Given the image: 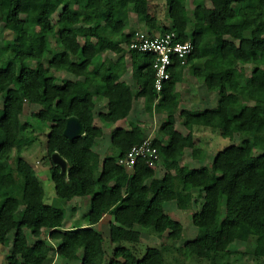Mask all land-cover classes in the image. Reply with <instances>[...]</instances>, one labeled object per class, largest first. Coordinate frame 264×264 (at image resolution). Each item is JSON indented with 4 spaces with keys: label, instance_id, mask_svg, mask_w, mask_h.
I'll return each instance as SVG.
<instances>
[{
    "label": "trees",
    "instance_id": "1",
    "mask_svg": "<svg viewBox=\"0 0 264 264\" xmlns=\"http://www.w3.org/2000/svg\"><path fill=\"white\" fill-rule=\"evenodd\" d=\"M186 1L166 0L170 26L158 31L145 9L129 0H0V23L13 35L11 48L0 50V245H8V234L17 224L8 264H43L50 250L41 239L44 232L49 241L58 242L56 255L65 262L168 264L163 246H148L142 253L133 246L140 242L142 231L181 239L183 226L165 212L164 204L174 201L185 210L196 202L194 194L201 199L191 215L197 232L180 249L185 258L230 253L237 234L247 237L246 251L253 258H264V131L248 130L246 120L231 112L238 100L225 94L224 77L203 76L208 89L217 92V105L192 113L191 120L209 127L221 122L223 131L222 121L227 120L230 135L248 131L249 153L237 144L218 151L209 178L206 166L192 168L182 162L190 145L172 130L167 132L172 140L152 139L165 167L161 178L144 162L131 169L119 162L131 146L145 139L139 117L129 120L136 98L143 99L144 111L159 110L170 102L175 70L183 66L174 62L169 81L157 93L152 56L129 49L137 32L130 27V13L143 17L149 35L174 30L180 41L190 39L194 49L187 62L199 59L201 49H210L222 54L219 68L236 63L252 64L257 70L260 63L264 65V0H190L191 14ZM206 2L223 15L222 25L205 23ZM246 4L257 9L243 12L241 44L234 48L223 36L232 32V20ZM112 52L117 56L111 60L107 55ZM128 69L137 80L136 92L121 80ZM256 94L252 114L264 126V85L256 88ZM100 102L102 110L96 117L102 124L97 126L94 112ZM31 105L38 109L21 122ZM71 119L81 129L69 137L65 130ZM109 127L115 154H107L100 167L93 146ZM37 130L47 131L45 150L55 190L51 203L44 201L42 181L20 155ZM17 193L30 218L18 219ZM76 197L88 198L85 223L68 228L65 209L55 203L66 204ZM106 215L104 238L96 226ZM25 227L36 239L33 243H28Z\"/></svg>",
    "mask_w": 264,
    "mask_h": 264
},
{
    "label": "rangeland",
    "instance_id": "2",
    "mask_svg": "<svg viewBox=\"0 0 264 264\" xmlns=\"http://www.w3.org/2000/svg\"><path fill=\"white\" fill-rule=\"evenodd\" d=\"M130 5L137 6L145 9L148 17L153 21L154 27L160 31L163 27L170 26V20L167 16V6L166 0H129ZM186 7L191 14L193 10V5L190 0L186 1ZM257 9L256 6L252 4H246L243 6L242 10L235 16L232 20L233 29L230 34L224 35L223 39L227 40L231 43V45L236 48L240 46V40L242 36V19L243 12H254ZM130 27L135 31H143L147 32L148 26L144 23L143 17L141 15L136 14L135 12L130 13ZM204 21L211 26H220L223 24L224 18L223 15L216 11L209 2L205 3V11H204ZM13 35L10 31L6 30L3 27V24L0 23V50H9L11 48V39ZM200 38L205 39V34L201 33L199 35ZM199 38V39H200ZM91 42H94V38H90ZM108 59L115 58L113 53H108ZM258 60L260 58L255 57ZM222 62V54L219 50H210V49H201L200 58L195 59V61L186 63L184 66V74L181 78V83L178 82V93L185 91L189 86L187 82L194 83L197 87V92L199 95V99L202 96L200 101V105L198 104V100H192L189 98V102L192 103L191 106H188L185 100H179L178 108L176 111L179 112L181 110L185 111V115H181V113L177 116L178 113L174 112L175 120L179 118H183L187 120V125L182 127V123L180 122L179 130L184 131L187 135V143H189L190 148L186 149L182 162L187 166L196 168L199 166H206L208 168V177H212L211 174V164L214 159L215 154L230 145H242L244 151L249 153V139L250 133L248 131H238L234 132L230 135L229 125L227 120H223V127L225 130L223 131L220 127V124H216L211 128H207L202 124H195V121H191V113L192 112H200L205 109L214 108L217 105V92L210 91L204 82L194 80L196 77H202L203 74L213 75L214 78L224 77V85H225V94L227 96L234 97L235 100H238V105L234 106L231 110L233 114L240 115L246 120V127L248 130L253 132H263L264 126H260L257 124L253 114H252V106L257 101L256 88L259 85H264V65L260 63L258 65L257 70L252 67V64L245 65H236L235 64H227L223 68H219L216 64ZM192 72L194 74H192ZM202 74V75H201ZM66 77H70V75H65ZM187 85V86H186ZM176 89V88H175ZM204 94V95H203ZM192 98V97H191ZM193 99H196L193 98ZM184 103V105H183ZM103 103L100 102L95 109V119L94 124L100 126L102 123L98 117H96L97 113L102 110ZM186 105V106H185ZM144 106V103H143ZM177 107V106H176ZM182 107V108H181ZM189 108V109H188ZM38 106L31 105L27 108L25 115L20 117V121L23 122L28 114L31 111H36ZM192 110V112H190ZM143 111V115L139 117L138 121L140 123V128L143 130L144 137H150L151 139H159L163 132L164 124L158 123L159 114L157 111H152L151 113L148 111ZM164 118V117H162ZM177 118V119H176ZM190 120V122H189ZM132 121H135L133 119ZM179 121V120H178ZM118 124L124 125V122H119ZM47 130V129H46ZM45 130V131H46ZM173 128L167 130L166 132H171ZM47 132V131H46ZM45 132V133H46ZM45 133L37 130L35 134H33L29 140H26L24 145L20 150L21 157L26 160L36 171L37 176L42 181L44 188V201L46 203H51L52 200L55 199V190L54 184L50 178L49 172V159L46 156L45 150ZM165 134V133H164ZM167 134V133H166ZM164 137V136H163ZM168 138V137H167ZM165 139V138H163ZM168 140H172L169 138ZM93 150L96 152L99 166L101 167V163L104 157L108 155L115 154V149L111 146L110 143V127L105 130V133L102 137L97 138L95 140V144L93 146ZM12 165L14 164L13 161ZM165 172V167L163 164L159 163L155 168V177L161 178ZM17 180L21 181V176L17 175ZM210 179L207 180V183H210ZM17 198L19 201V209H18V219L30 218L32 216L28 206L21 199V194L17 193ZM194 199L196 202L192 203L188 209L182 210L176 207L174 201L167 202L164 204V210L167 214L171 216L174 220L179 221L183 226L182 237L179 240H171L166 236L159 237L157 235L152 234L148 231H142L140 242L133 246L135 251L138 253H142L146 247L148 246H163L164 248V257L165 261L168 264H264V258H253L247 251L246 239L247 237L244 234H237V240L231 247V252L227 254H218L207 253L205 259H200L197 257L185 258L181 252V247H183L187 242L193 240L196 236V227L191 222V215L193 212L199 209L201 199L194 194ZM57 206L64 208L66 212V221L64 225L68 228L74 226H80L85 223L84 214L88 208V198L76 197L69 203L64 204L61 201H57L55 203ZM74 208L73 214L72 208ZM109 220V216L106 215L104 218L97 224L96 228L101 231L104 238L108 236L107 223ZM15 221H17V216L15 217ZM12 228L10 233L8 234V245L2 246L0 245V264H8L7 257L9 255V249L11 246L9 245L13 239V235L15 232V228ZM26 239L28 243H33L36 239L31 235V231L29 228L25 227L23 229ZM41 239L47 243L50 250L48 252V256L43 262V264H61L65 261L59 258L56 255V247L58 246V242L49 241L47 238V233L44 232L41 236ZM108 250H110V245H107ZM66 264H78V261L65 262Z\"/></svg>",
    "mask_w": 264,
    "mask_h": 264
},
{
    "label": "built area",
    "instance_id": "3",
    "mask_svg": "<svg viewBox=\"0 0 264 264\" xmlns=\"http://www.w3.org/2000/svg\"><path fill=\"white\" fill-rule=\"evenodd\" d=\"M129 49L152 56L153 87L159 93L170 79V67L175 61L185 65L194 46L190 39L180 41L178 33L174 30L156 35L137 31L129 44ZM119 162L126 169L133 168L139 162H144L155 169L160 163V156L152 139L147 137L141 143L131 146Z\"/></svg>",
    "mask_w": 264,
    "mask_h": 264
},
{
    "label": "crops",
    "instance_id": "4",
    "mask_svg": "<svg viewBox=\"0 0 264 264\" xmlns=\"http://www.w3.org/2000/svg\"><path fill=\"white\" fill-rule=\"evenodd\" d=\"M115 56H117V53L116 52H112ZM125 60H126V63H128V58H125ZM193 61H195V59L194 60H190V61H188V63H190V62H193ZM184 66L185 65H183L182 67H179L178 69H176L175 70V76H174V79H173V82L170 84V90H169V99H171L170 100V102L168 101V102H166L164 105H160V108H159V110H157V112H159V114H157V115H155V117L156 116H158V123H160V120H161V124H164L163 126H164V128H163V132L165 133H161V136L160 137H158L159 138V140H162V142H167L168 141V136H167V130L168 129H171V127L173 128V131H175V132H177V133H179L181 136H186L187 134L186 133H184V131H182V130H179V127H180V122L182 123V127H184L185 128V126L187 125L186 123L188 122L187 120H184L183 118H179L178 120H175V117H174V112L175 113H178L177 114V116L181 113V115H185L186 113H185V111L184 110H181V111H179V112H177L176 111V108H178V104H180L178 101L179 100H185L186 102V104L188 105V106H191L192 105V103L191 102H189V99H187V98H189L190 97V99H192V100H198L197 102H198V104L200 105V101L199 100H201L202 99V96L200 97V99L198 98L199 97V95H198V92H197V87L194 85V83H191V82H187V85L189 86L188 88H186L185 89V91H183L182 93H181V95H180V93H178V89H177V87L176 86H178V82L180 83V84H182L181 83V78H184L185 79V77H183V74H184ZM192 74H194L193 72H192ZM202 75V74H201ZM204 75H206V74H203L202 75V77H196V79H194V80H197V81H202V82H204V79H203V76ZM121 80H123V81H125L126 83H128V84H130L131 86H132V88H133V90L136 92V91H138V85H137V80H136V78H134V76H133V74H132V72H131V69H128L127 71H126V73H124L123 75H122V77H121ZM205 84V83H204ZM186 85V86H187ZM206 85V84H205ZM176 88V89H175ZM208 88V87H207ZM204 95V94H203ZM192 97V98H191ZM196 97V99H193V98H195ZM143 103H144V101H143V99L142 98H136V100H135V110H134V112L131 114V116H130V118H129V120L130 121H132L133 119H135V116H137V117H141L143 114ZM183 105H184V103H183ZM177 106V107H176ZM186 106V105H185ZM182 108V107H181ZM189 109V108H188ZM208 109V108H207ZM190 112H192V110L190 111ZM192 113H194V112H192ZM192 113L190 114V115H192ZM162 117H164V118H162ZM177 119V118H176ZM192 121V120H191ZM189 122H190V120H189ZM207 128H211V126L209 127V126H206ZM213 127V126H212ZM164 136V137H163ZM163 138H165V139H163ZM10 246H12V241L10 242V244H9Z\"/></svg>",
    "mask_w": 264,
    "mask_h": 264
},
{
    "label": "water",
    "instance_id": "5",
    "mask_svg": "<svg viewBox=\"0 0 264 264\" xmlns=\"http://www.w3.org/2000/svg\"><path fill=\"white\" fill-rule=\"evenodd\" d=\"M80 129H81V126L79 125V123L76 120L71 119L67 123L65 133L67 136L72 137L76 135L80 131ZM53 159L57 163L64 165L63 162L56 155L53 156Z\"/></svg>",
    "mask_w": 264,
    "mask_h": 264
}]
</instances>
